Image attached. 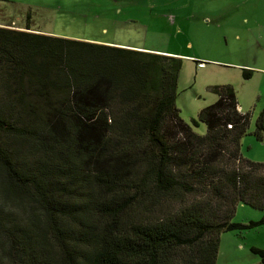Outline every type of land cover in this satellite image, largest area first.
I'll list each match as a JSON object with an SVG mask.
<instances>
[{
    "label": "trees",
    "instance_id": "obj_1",
    "mask_svg": "<svg viewBox=\"0 0 264 264\" xmlns=\"http://www.w3.org/2000/svg\"><path fill=\"white\" fill-rule=\"evenodd\" d=\"M10 25L0 264H216L220 234L256 224L232 221L240 203L264 211V162L241 154L250 115L229 83L211 85L216 99L188 124L179 56L32 30L28 15ZM253 134L264 138V109Z\"/></svg>",
    "mask_w": 264,
    "mask_h": 264
},
{
    "label": "rangeland",
    "instance_id": "obj_2",
    "mask_svg": "<svg viewBox=\"0 0 264 264\" xmlns=\"http://www.w3.org/2000/svg\"><path fill=\"white\" fill-rule=\"evenodd\" d=\"M26 15L47 34L179 56L175 105L188 124L216 99L210 86L229 83L250 115L241 154L264 162V138L253 134L264 109V0H0V21L24 27ZM242 68L251 69L249 77ZM193 129L206 133L199 121ZM263 217V210L237 205L232 221L256 224L220 234L217 264H264L251 251L264 249Z\"/></svg>",
    "mask_w": 264,
    "mask_h": 264
},
{
    "label": "crops",
    "instance_id": "obj_3",
    "mask_svg": "<svg viewBox=\"0 0 264 264\" xmlns=\"http://www.w3.org/2000/svg\"><path fill=\"white\" fill-rule=\"evenodd\" d=\"M9 23H7L6 21H0V25H8ZM10 26H12V25H10ZM24 26V25H23ZM14 27H17V28H23L22 26H14ZM31 28V27H30ZM32 30H34L33 28H31ZM239 109H240V107H238ZM220 251H221V245H220ZM220 251H219V253H220ZM219 253H218V255H219ZM216 264H217V262H216Z\"/></svg>",
    "mask_w": 264,
    "mask_h": 264
},
{
    "label": "built area",
    "instance_id": "obj_4",
    "mask_svg": "<svg viewBox=\"0 0 264 264\" xmlns=\"http://www.w3.org/2000/svg\"><path fill=\"white\" fill-rule=\"evenodd\" d=\"M201 64H202V62H198V63H197L198 66L201 65ZM227 126H228L229 128H231V125H230V124H228Z\"/></svg>",
    "mask_w": 264,
    "mask_h": 264
}]
</instances>
